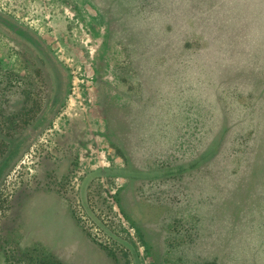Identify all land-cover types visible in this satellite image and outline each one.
Masks as SVG:
<instances>
[{
	"label": "rangeland",
	"instance_id": "1",
	"mask_svg": "<svg viewBox=\"0 0 264 264\" xmlns=\"http://www.w3.org/2000/svg\"><path fill=\"white\" fill-rule=\"evenodd\" d=\"M134 4L0 0V264H264V0ZM157 152L174 182L134 175ZM43 195L90 240L51 252Z\"/></svg>",
	"mask_w": 264,
	"mask_h": 264
},
{
	"label": "crops",
	"instance_id": "2",
	"mask_svg": "<svg viewBox=\"0 0 264 264\" xmlns=\"http://www.w3.org/2000/svg\"><path fill=\"white\" fill-rule=\"evenodd\" d=\"M100 157L85 158L79 162V166L83 173L89 174L96 171H102V165L87 167L86 159L100 162ZM80 160V159H79ZM45 196L44 200L52 204L51 210H40L41 205L38 200L34 203L32 216L33 223L39 228L38 237L51 250V252L70 251L74 246L84 244L90 238L81 230L75 218L69 211L60 205L58 196ZM44 200H41L45 202ZM57 205V206H56ZM164 209L160 205L150 204L147 201L138 202L133 208V219L138 223L158 222L164 216Z\"/></svg>",
	"mask_w": 264,
	"mask_h": 264
},
{
	"label": "trees",
	"instance_id": "3",
	"mask_svg": "<svg viewBox=\"0 0 264 264\" xmlns=\"http://www.w3.org/2000/svg\"><path fill=\"white\" fill-rule=\"evenodd\" d=\"M132 3L135 2L134 6L129 9L127 12L123 13V16H126V14L130 13L131 15H134V17H140V14L142 13H154L155 11H151L153 10V8H155V4H159L160 6V1L161 0H130ZM174 2V1H172ZM149 9V10H148ZM159 35L155 36L154 40H159V36L161 37V33H157ZM160 41H158L157 43H153L152 46V50L148 51V59H145L146 62H148V66L150 67H154L155 65H157L158 63L163 65L164 62L163 57L161 56V59L158 57L157 53L155 52V50H158V44ZM168 60V59H167ZM166 60V61H167ZM168 66V63L165 65ZM156 67V66H155ZM154 67V68H155ZM162 156V153L160 154L159 152L152 154L150 157H147V159L145 160L146 164H148L149 169L147 170H139L137 169L134 173L135 176L138 177H143L145 179H151L150 181H158V183L160 185H162V183H166V182H174L175 178L177 176L182 175V173L185 172L186 170V166L183 164H175V157L172 155H165L164 157H160ZM167 160H173V162L171 164H166L160 168H156V166L161 163V162H168ZM173 175V176H172ZM172 176V177H171ZM187 197V195H185ZM197 243L194 242L192 243V247L195 246Z\"/></svg>",
	"mask_w": 264,
	"mask_h": 264
}]
</instances>
